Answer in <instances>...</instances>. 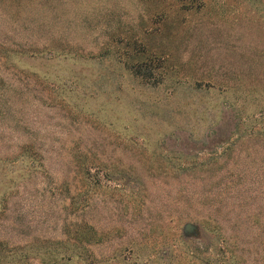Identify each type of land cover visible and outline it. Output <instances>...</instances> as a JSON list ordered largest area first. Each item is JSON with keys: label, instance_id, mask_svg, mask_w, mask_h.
Listing matches in <instances>:
<instances>
[{"label": "rangeland", "instance_id": "374dc122", "mask_svg": "<svg viewBox=\"0 0 264 264\" xmlns=\"http://www.w3.org/2000/svg\"><path fill=\"white\" fill-rule=\"evenodd\" d=\"M201 1L0 0L13 52L0 64V239L57 238L80 194L102 260L181 264L209 246L219 264H264V144L215 163L224 141L264 133V98L248 90L264 85V0Z\"/></svg>", "mask_w": 264, "mask_h": 264}, {"label": "trees", "instance_id": "16d2710c", "mask_svg": "<svg viewBox=\"0 0 264 264\" xmlns=\"http://www.w3.org/2000/svg\"><path fill=\"white\" fill-rule=\"evenodd\" d=\"M177 1H186V0H177ZM195 1V0H193ZM200 1V0H197ZM203 3V0L201 1ZM0 64L1 62L6 63L10 59V56L13 54L7 47V44L2 42L0 43ZM19 54H27L26 52H21ZM152 62V61H151ZM154 63V61L152 62ZM152 63H149L152 65ZM144 65L137 64L134 67V73L141 75L144 66H148L147 63ZM2 65V64H1ZM148 70V69H147ZM151 74H144V77H148ZM262 86V87H261ZM251 85L248 87V90L251 93L260 92L261 98H264V85ZM5 82H0V110H1V101L5 96ZM257 108L260 109V119L258 122L264 121V106H261V102L257 104ZM5 109L9 111V107L5 106ZM3 109L1 113H6V110ZM238 131H235L234 134H237ZM237 138L233 142H225L220 157L219 154L215 153V163L216 161L224 160L225 168L232 161H240L242 159L246 160V157L243 156V153H249L252 150L250 146L255 141H260L264 144V133L259 131H252L248 137L236 135ZM232 138V137H231ZM230 138V139H231ZM32 149V147H30ZM27 153V154H26ZM25 158H29L28 151L25 152ZM161 162V161H160ZM157 163L151 168L156 171H161L165 174L168 172H195L199 171L201 168L210 167L213 164V160L210 163H187L178 164V165H166L165 162ZM218 164V163H217ZM216 164V165H217ZM35 167V163H31V168ZM88 172V175L91 173V170L86 169L85 165L81 167V176ZM86 177V176H85ZM68 190V194H71V190ZM88 199L81 197L80 194L77 196L70 195L68 199V204L65 206L66 214L63 212L60 213V232L57 238H44L36 237L31 239L24 244H11L4 239H0V264H158L159 259L156 257H143L138 256V259H120L119 256H112L107 260H102L95 256L92 251L93 247H99L107 241L106 236L99 232L94 226H91L89 221H87L85 216L86 203ZM69 214V215H68ZM183 215L180 214L179 217L171 216L173 219L178 218L181 220ZM196 221V220H195ZM203 223L202 221H200ZM34 238V237H33ZM180 240L182 237L180 236ZM136 250V249H135ZM141 250L140 247L137 249ZM134 250H130L133 252ZM185 256L181 261V264H219L218 260L215 259V251L211 247H201L196 249H188ZM184 261L185 263H183ZM168 264H176L173 260L169 259ZM178 264V263H177ZM221 264H229L228 261L221 262Z\"/></svg>", "mask_w": 264, "mask_h": 264}, {"label": "water", "instance_id": "95a60500", "mask_svg": "<svg viewBox=\"0 0 264 264\" xmlns=\"http://www.w3.org/2000/svg\"><path fill=\"white\" fill-rule=\"evenodd\" d=\"M195 230H196V227H195L193 224H187V225L185 226V232H186L187 234H192V233L195 232Z\"/></svg>", "mask_w": 264, "mask_h": 264}]
</instances>
